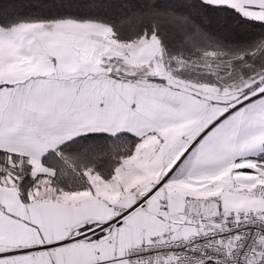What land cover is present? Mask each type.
<instances>
[{
    "label": "snow or ice",
    "instance_id": "obj_1",
    "mask_svg": "<svg viewBox=\"0 0 264 264\" xmlns=\"http://www.w3.org/2000/svg\"><path fill=\"white\" fill-rule=\"evenodd\" d=\"M0 264H264V0H0Z\"/></svg>",
    "mask_w": 264,
    "mask_h": 264
}]
</instances>
